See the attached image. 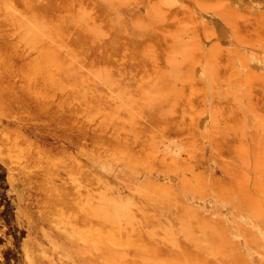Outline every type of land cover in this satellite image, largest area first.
Instances as JSON below:
<instances>
[{
  "label": "rangeland",
  "instance_id": "rangeland-1",
  "mask_svg": "<svg viewBox=\"0 0 264 264\" xmlns=\"http://www.w3.org/2000/svg\"><path fill=\"white\" fill-rule=\"evenodd\" d=\"M263 41L264 0H0V264H264Z\"/></svg>",
  "mask_w": 264,
  "mask_h": 264
},
{
  "label": "bare ground",
  "instance_id": "bare-ground-1",
  "mask_svg": "<svg viewBox=\"0 0 264 264\" xmlns=\"http://www.w3.org/2000/svg\"><path fill=\"white\" fill-rule=\"evenodd\" d=\"M167 1H168V0H167ZM166 3H167V2H166ZM169 4H170V2H169ZM169 4H167V5H169ZM196 5H197V4H196ZM200 5H201V4H200ZM216 6H217V5H216ZM211 8H212V7H211ZM146 13H147V12H146ZM213 35H214V34H213ZM10 36H12V35H10ZM171 36H172V35H171ZM234 36H236V35H234ZM18 37H19V36H18ZM27 37H30V36H27ZM27 37H26V39H27ZM31 37H32V36H31ZM31 37H30V38H31ZM190 37H191V36H190ZM190 37H189V38H190ZM20 38H21V37H20ZM30 38H29V39H30ZM172 38H173V37H172ZM233 38H235V37H233ZM26 39L22 38L21 40H26ZM34 39H35V38H34ZM21 40H20V41H21ZM177 40H178V39H177ZM192 40H193V39H192ZM18 41H19V40H18ZM20 41H19V42H20ZM39 41H41V40H39ZM187 42H188V41H187ZM187 42H186V43H187ZM198 42H199V41H198ZM260 42H261V41H260ZM263 42H264V41H263ZM35 43H36V42H35ZM39 43H40V42H39ZM214 43H215V41H214ZM187 44H189V42H188ZM187 44H186V45H187ZM194 45H196V44H194ZM247 45H249V44H247ZM259 45H261V44H259ZM181 46H184V45H181ZM154 47H155V46H154ZM185 47H186V46H185ZM178 48H179V47H178ZM182 48H184V47H182ZM151 50H152V49H151ZM176 50H177V49H176ZM178 50H179V49H178ZM185 50L187 51V49H185ZM185 50H184V51H185ZM188 50L190 51V49H188ZM146 52H147V51H146ZM235 52H236V51H234V53H235ZM190 53H191V51H190ZM152 54H154V53H152ZM181 55H183V54H181ZM185 55H186V53H185ZM187 55H190V54L188 53ZM147 56H148V55H147ZM185 57H188V56H185ZM263 57H264V56H263ZM75 58H76V57H75ZM184 59H186V58H184ZM259 60H260V59H259ZM79 63H80V62H79ZM208 65H209V64H208ZM104 66H105V65H104ZM263 66H264V65H263ZM84 67H85V66H84ZM85 68H86V67H85ZM103 68H104V67H103ZM156 68H157V67H156ZM156 68H155V69H156ZM104 69L106 70V67H105ZM107 69H108V68H107ZM167 70H168V69H167ZM97 71H98V70H97L96 67H95V72H94L95 75H97L98 73H100V71H102V70H100L99 72H97ZM157 71H158V69H157ZM96 72H97V73H96ZM170 72H172V71H170ZM101 73H102V72H101ZM156 74H157V73H156ZM162 74H164V73H162ZM171 75H173V74H171ZM97 76H100V75H97ZM101 76H102V74H101ZM102 77H103V76H102ZM156 77H157V76H156ZM170 77H172V76H170ZM109 78H112V76L110 77V75H109ZM109 78H108V79H109ZM155 79H156V78H154L153 80H155ZM182 80H183V79H182ZM109 81H110V80H109ZM155 82H156V81H155ZM59 83H60V82H59ZM69 83H70V82H69ZM69 83H66V84L69 85ZM161 84H162V83H161ZM172 84H173V83H172ZM172 84H171V85H172ZM59 85H61V84H59ZM109 85H110V83H109ZM70 86H71V85H70ZM176 86H177V85H176ZM84 87H85V86H84ZM60 88H61V87H60ZM108 88H109V87H108ZM145 89H146V88H145ZM175 89H177V87H175ZM86 90H87V89H86ZM161 90H163V89H161ZM161 90H160V91H161ZM172 90H173V89H172ZM172 90H171V92H172ZM146 91H147V90H146ZM156 91H157V89H156ZM160 91H159V92H160ZM148 92H150V91H148ZM152 92H153V93H152ZM152 92H150V93H151V94H154V91H152ZM162 92H164V91H161L160 93H162ZM156 93H157V92H156ZM228 93H230V92H228ZM158 95H159V94H158ZM153 96H154V95H153ZM162 97H163V96H162ZM160 98H161V97H160ZM74 99H75V98H74ZM77 100H79V99H77ZM93 111H94V110H93ZM164 111H165V110H164ZM80 114H81V113H80ZM86 115H87V114H86ZM101 119H102V117H101ZM101 119H100V120H101ZM261 133H263V131H262ZM167 146H168V145H167ZM239 148H240V147H239ZM174 149H175V148H173V150H174ZM176 151H177V150H176ZM173 152H174V151H173ZM172 154H173V153H172ZM166 155H167V154H166ZM109 184H110V183H109ZM80 185H81V184H80ZM144 190H146V189H144ZM107 191H109V190H107ZM110 196H111V195H110ZM86 198H87V197H86ZM96 198H97V197H96ZM101 198H102V197H101ZM101 198H99V199H100V200H105V199H101ZM109 198H110V197H109ZM128 198H130V196H129ZM99 199H98V200H99ZM115 199H116V198H115ZM199 199H200V198H199ZM90 200H91V199H90ZM98 200H96V201H98ZM109 200H110V199H109ZM111 200H112V199H111ZM121 200H122V198H121ZM116 201H117V200H116ZM98 202H99V201H98ZM123 202H124V204H125V203L127 202V199H126L125 201L123 200ZM85 203L89 205V201H85ZM121 203H122V202H121ZM121 203H119V204H121ZM90 204H92V203H90ZM129 204H130V203H129ZM93 206H94V204H93ZM93 206H92V207H93ZM80 207H81V206H80ZM82 207H83V206H82ZM82 207H81V208H82ZM98 207H99V206H98ZM109 207H110V206H109ZM95 208H96V207H95ZM128 208H129V207H128ZM199 208H200V207H199ZM199 208H198V209H199ZM105 209H106V208H105ZM141 209H142V208H141ZM107 213H108V211H107ZM104 214L106 215V212H105ZM113 216H115V215H113ZM118 216H119V217H122V214H120V215H118ZM123 216H124V215H123ZM109 217H110V216H109ZM115 217H117V215H116ZM104 218H105V217H104ZM106 218H107V217H106ZM123 218H124V217H123ZM120 219H121V218H120ZM124 219H125V218H124ZM111 220H112V219H111ZM111 220H110V221H111ZM128 221H130V220H128ZM90 222H91V221H90ZM92 222H93V221H92ZM111 223H112V222H111ZM181 223H182V222H181ZM184 224L186 225V223H184ZM89 226L91 227V225H89ZM64 229H65V228H64ZM238 233H239V232H238ZM255 233H256V232H255ZM86 234H87V233H86ZM240 234H242V233H240ZM83 235H84V234H83ZM83 235H82V236H83ZM205 235H206V234H205ZM96 236H97V235H96ZM202 237H203V236H202ZM254 239H255V238H254ZM82 240H83V238H82ZM123 240H124V242H125V239H123ZM195 240H197V239H195ZM255 240H256V239H255ZM251 241H252V240H251ZM93 242H94V241H93ZM197 243H198V241H197ZM112 244H113V243H112ZM119 244H120V243H119ZM119 244H117V245H119ZM119 246H122V245H119ZM198 246H199V245H198ZM116 248H118V247H116ZM119 248L122 249L121 247H119ZM201 248H202V247H201ZM120 249H119V250H120ZM121 251H122V250H121ZM210 251H211V249H210ZM254 251H256V250H254ZM42 252H43V251H42ZM258 253H259V252H258ZM261 253H262V252H261ZM223 255H224V254H223ZM263 255H264V252H263ZM199 256H200V255H199ZM202 256H203V255H202ZM258 256H260V254H259ZM105 259H106V258H105ZM260 260H261V259H260Z\"/></svg>",
  "mask_w": 264,
  "mask_h": 264
}]
</instances>
